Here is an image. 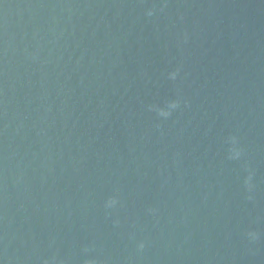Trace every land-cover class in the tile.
I'll return each instance as SVG.
<instances>
[{"label":"water","instance_id":"95a60500","mask_svg":"<svg viewBox=\"0 0 264 264\" xmlns=\"http://www.w3.org/2000/svg\"><path fill=\"white\" fill-rule=\"evenodd\" d=\"M0 264H264V0H0Z\"/></svg>","mask_w":264,"mask_h":264}]
</instances>
